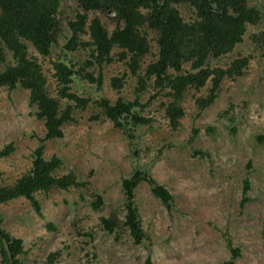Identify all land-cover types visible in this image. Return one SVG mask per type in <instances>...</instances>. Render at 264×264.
<instances>
[{
    "label": "rangeland",
    "instance_id": "1",
    "mask_svg": "<svg viewBox=\"0 0 264 264\" xmlns=\"http://www.w3.org/2000/svg\"><path fill=\"white\" fill-rule=\"evenodd\" d=\"M247 1L260 10L261 23L249 27L242 43L219 60L224 65L248 57L244 74L223 81L203 110L185 95L184 115L175 128L164 118V107L157 108L169 101L164 93L150 101L149 113L143 115L151 122L137 128L131 142L90 100L74 111L62 138L41 142L43 122L36 118L27 91L0 88V148L13 145L0 159V183H11L26 172L40 143L46 157L54 154L62 160L59 173L71 170L85 183L37 193L39 212L25 198L1 205L3 227L22 240L25 264H144L146 257L151 264H222L230 254L227 240L239 249L235 264H264V50L251 38L264 30V0ZM60 2L66 12L74 6L73 0ZM180 10L185 18L191 16L190 9ZM37 58L46 60L47 74V58ZM119 68L114 63L104 69L98 95L94 85L82 80L77 91L114 102L107 76ZM122 90L121 96L133 99L131 86ZM148 94L141 92L139 101H146ZM135 168L148 171L172 196L167 208L145 182L135 188L141 228L148 236L142 244H134L121 223V181ZM245 179L249 200L241 204ZM97 196L101 202L95 208ZM102 217L114 218L118 226L112 232L103 230ZM54 251L59 254L49 259Z\"/></svg>",
    "mask_w": 264,
    "mask_h": 264
},
{
    "label": "trees",
    "instance_id": "2",
    "mask_svg": "<svg viewBox=\"0 0 264 264\" xmlns=\"http://www.w3.org/2000/svg\"><path fill=\"white\" fill-rule=\"evenodd\" d=\"M73 2L66 12L60 0H0V88L27 91L36 118L43 122L41 142L62 138L64 125L74 120V111L85 108L90 100H95L109 125L131 142L134 131L151 122L143 115L149 113L146 107L150 101L164 93L169 101H161L157 108L164 107V118L175 128L184 115L181 104L185 95L193 97L197 108L203 110L214 101L223 81H236L244 74L248 57H236L224 65L219 60L242 43L248 28L262 19L260 10L247 0ZM181 6L191 10L190 17L183 16ZM251 38L264 50V30L252 33ZM37 55L47 58V74L43 68L46 60H38ZM114 63L120 68L107 76L116 94L114 102L77 91L82 80L94 85L98 95L106 76L104 69ZM126 85L134 93L132 100L121 96ZM143 91L151 94L140 102ZM12 151V143L0 148V159ZM61 163L57 155L46 157L40 143L33 150L29 169L11 183H0V264H25L22 240L3 227L1 205L25 198L39 212L37 193L85 184L76 180L71 170L59 173ZM142 182L167 208L172 200L170 192L146 170L135 168L122 179L125 213L121 223L134 244L148 240L134 201V190ZM242 187L241 204L249 200L246 179ZM100 202L97 196L92 205L97 208ZM100 225L107 232L118 226L114 218L105 217L100 218ZM227 241L230 254L222 264H235L239 249ZM56 252L49 253V259H55ZM144 264H151L149 257Z\"/></svg>",
    "mask_w": 264,
    "mask_h": 264
}]
</instances>
